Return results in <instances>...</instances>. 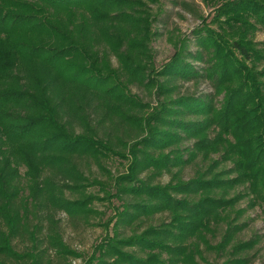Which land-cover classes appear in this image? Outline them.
Wrapping results in <instances>:
<instances>
[{
	"label": "trees",
	"instance_id": "1",
	"mask_svg": "<svg viewBox=\"0 0 264 264\" xmlns=\"http://www.w3.org/2000/svg\"><path fill=\"white\" fill-rule=\"evenodd\" d=\"M218 1V29L204 17L196 48L183 37L158 67L157 0H0V264L249 261L238 206L264 209V0ZM203 80L213 92L182 90ZM96 202L110 218L91 221ZM60 212L104 228L91 251Z\"/></svg>",
	"mask_w": 264,
	"mask_h": 264
},
{
	"label": "rangeland",
	"instance_id": "2",
	"mask_svg": "<svg viewBox=\"0 0 264 264\" xmlns=\"http://www.w3.org/2000/svg\"><path fill=\"white\" fill-rule=\"evenodd\" d=\"M218 2V0H157L156 3H149L155 16L153 30L157 32L151 42V47L154 50L158 67H161L171 59L183 37H189L187 46L191 50L196 48L192 39L194 35L192 32L202 25L204 17L207 18V22L210 23L211 27L218 29V26L212 21L217 4H219ZM255 39L259 41L264 40L263 29L257 30ZM182 90L197 93L213 92L211 84L206 80L200 83L189 81L184 84ZM133 91L139 93L143 99L151 101L153 106L158 104L155 93H150L148 90L137 86L133 87ZM126 166L127 163L120 159H116L108 164V167L114 173L125 170ZM186 171L187 175L190 174V169ZM94 172L98 175H103V171L98 170L95 165ZM160 180L167 182L169 175L165 174ZM90 189L97 192L98 186H93ZM106 203H95V207L100 211L106 212V214L92 215V222H98L102 216L105 219L111 217L113 208ZM247 206V199H243L238 206V209H245L239 217L238 222L246 224L243 231L239 234L240 239L249 240L258 237L259 241L247 252L249 261L246 264H264V209L260 206H256L255 208H247ZM57 217L61 221L65 240L77 250L91 251L95 242L105 233L102 226L88 224L83 221H73L64 212H60ZM224 262L225 257L214 253L209 255V262L204 261L202 264H224ZM73 264H82V260L76 259L73 261Z\"/></svg>",
	"mask_w": 264,
	"mask_h": 264
}]
</instances>
